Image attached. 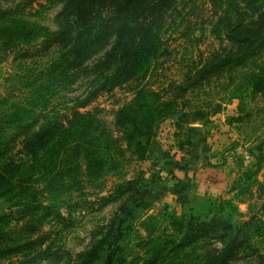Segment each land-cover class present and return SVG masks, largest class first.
Instances as JSON below:
<instances>
[{"label":"rangeland","instance_id":"rangeland-1","mask_svg":"<svg viewBox=\"0 0 264 264\" xmlns=\"http://www.w3.org/2000/svg\"><path fill=\"white\" fill-rule=\"evenodd\" d=\"M229 1L232 6L253 7V33L264 35V0L246 4V0ZM62 9V4L47 0H0V11L18 10L13 17L16 20L39 24L53 32L58 29ZM217 12L212 0H181L180 16L162 26L164 51L146 79L111 88L106 78L110 71L93 68L99 55L89 61L74 84L54 92L46 112L37 115L66 118L91 94H98L82 112L96 114L117 143L102 179L92 182L83 178L82 189L64 195L59 210L65 220L54 215L45 219L43 232L51 234L47 245L54 254L48 259L35 254L18 256L0 260V264H76L81 255L98 244L103 246L95 264H106L117 239L122 245L118 258L124 264H142L144 255L138 243L146 237L144 223L154 218L165 226L171 217L187 219L191 209L205 216L209 203L218 199L232 200L237 206L235 223L241 239L250 247L231 264H264V96L252 94L244 84L247 73L264 67V42L253 46L251 55L242 56L210 84L186 95L191 107L205 108L208 115L205 122L184 127L179 142L189 141V146L177 147L171 137L175 127L170 124L152 142L147 159L140 162L126 151L115 126L116 112L141 86L175 91L172 84H184L217 52L225 57L233 50ZM59 51L60 46H47L41 39L10 49L0 43V116L10 113L14 106L30 104L33 84L42 72H48ZM218 105L221 112L214 115ZM140 180V186L136 185ZM150 180L153 183L149 184ZM179 180L180 187L173 191ZM158 184L162 187L153 191ZM131 186H138L137 191L104 201L117 188ZM10 206L0 200V215L7 214ZM23 226V221L12 224L8 229L12 239L21 237ZM221 248L217 240L202 242L197 254H191L190 264H208L210 253Z\"/></svg>","mask_w":264,"mask_h":264},{"label":"trees","instance_id":"trees-1","mask_svg":"<svg viewBox=\"0 0 264 264\" xmlns=\"http://www.w3.org/2000/svg\"><path fill=\"white\" fill-rule=\"evenodd\" d=\"M180 1L47 0L53 5H63L55 32L39 24L16 20L13 17L18 10L0 11V43L6 49L39 39L47 46H60L48 72H42L33 84L30 104L14 106L10 113L0 116V200L11 204L10 211L0 215V260L33 254L48 259L54 254L51 245H47L51 234L43 232L45 219L54 215L65 220L59 210L64 195L82 189L83 178L92 182L102 179L117 143L96 114L82 112L98 94H91L66 118L37 113L46 112L54 92L74 84L89 61L99 55L101 58L93 68L110 71L106 78L111 88L146 79L164 51L162 26L180 16ZM212 1L219 11L217 16L220 14L219 25L225 27L224 35L233 50L225 57L217 52L184 84L169 85L175 91L141 86L116 112L115 126L126 151L140 162L147 159L152 142L170 124L175 127L171 137L177 141V147L189 146V141L179 142L184 127L205 122L208 115L205 108L191 107L186 95L210 84L242 56L251 55L253 46L264 42V35L253 33V7L232 6L229 0ZM244 84L252 94L264 96V67L247 73ZM220 112L218 105L213 113ZM15 149L18 150L12 155ZM141 183L140 180L136 185ZM180 185L181 180L173 191ZM138 186L119 187L104 201L137 191ZM238 216L232 200L218 199L209 203L205 216L191 209L187 219L171 217L165 226L151 218L144 223L146 237L138 243L144 255L141 262L190 264L191 254H197L202 242L217 240L222 248L210 253L208 264H231L250 248L241 239V230L235 223ZM21 221L24 223L21 237L12 239L8 229ZM102 246L98 244L85 252L76 264H95ZM114 249L106 264H124L118 258L122 251L120 239Z\"/></svg>","mask_w":264,"mask_h":264},{"label":"crops","instance_id":"crops-1","mask_svg":"<svg viewBox=\"0 0 264 264\" xmlns=\"http://www.w3.org/2000/svg\"><path fill=\"white\" fill-rule=\"evenodd\" d=\"M154 187V189H153V191H156V189L158 188V187H162V186H159V184L158 185H154L153 186ZM152 190V188L150 189V191ZM152 192V191H151ZM151 192H149L150 194H152ZM163 194V193H162ZM161 196H163V195H161Z\"/></svg>","mask_w":264,"mask_h":264}]
</instances>
